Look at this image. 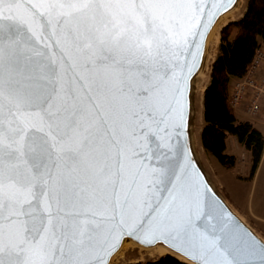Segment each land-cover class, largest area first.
<instances>
[{
  "label": "snow or ice",
  "instance_id": "1",
  "mask_svg": "<svg viewBox=\"0 0 264 264\" xmlns=\"http://www.w3.org/2000/svg\"><path fill=\"white\" fill-rule=\"evenodd\" d=\"M213 7L0 0V264H115L125 241L168 249L154 264H264L182 143Z\"/></svg>",
  "mask_w": 264,
  "mask_h": 264
},
{
  "label": "trees",
  "instance_id": "2",
  "mask_svg": "<svg viewBox=\"0 0 264 264\" xmlns=\"http://www.w3.org/2000/svg\"><path fill=\"white\" fill-rule=\"evenodd\" d=\"M219 35L217 54L203 92L200 142L203 151L222 167L232 168L236 157L227 152V140L234 137L249 154L250 176L253 177L263 153L264 138L252 122L236 119L228 103V88L231 79L245 74L256 48L264 45V3L247 0L240 19L222 27ZM155 260L134 264H154ZM165 264L186 263L168 255Z\"/></svg>",
  "mask_w": 264,
  "mask_h": 264
},
{
  "label": "rangeland",
  "instance_id": "3",
  "mask_svg": "<svg viewBox=\"0 0 264 264\" xmlns=\"http://www.w3.org/2000/svg\"><path fill=\"white\" fill-rule=\"evenodd\" d=\"M246 3L247 0L240 1L241 7H239V12H236L238 15H236L234 20L227 22V24L240 19V17L242 16L245 10ZM240 14L241 16H239ZM220 29L217 32L218 34ZM216 54H217V47L216 49H210V55H209L210 59L208 62L209 69H211L210 65L213 62V61L211 62V60L212 59L214 60ZM231 84L232 82L230 81L228 90L230 89ZM202 100H203V95H202ZM195 109H196V120L198 121V126L197 129H194V133H193L194 146H195L196 154L203 168L207 172L213 184L216 186L217 190L228 201L231 207L240 215L242 219H244L253 228V230L258 235L264 238V221H261V219H259L255 214V212L259 213L258 209H259V205H261V203H259V199L261 198L264 201V187H263L264 164L258 180L257 181L256 179L251 180L250 164H249L250 158L246 155V152L243 149H235V150L228 149V152L235 155L236 163L232 168L222 167L213 157L205 153L201 146L200 132L203 126L202 101L199 103L198 106H196ZM233 111L236 118L239 120L245 118L251 119L246 114V112L244 113V111L241 108H235V110ZM130 247L132 246L125 245L123 250L113 258L115 264H134L138 262L142 263L148 260H155L157 258V255L149 256V254L143 251L139 252L137 248H130Z\"/></svg>",
  "mask_w": 264,
  "mask_h": 264
},
{
  "label": "water",
  "instance_id": "4",
  "mask_svg": "<svg viewBox=\"0 0 264 264\" xmlns=\"http://www.w3.org/2000/svg\"><path fill=\"white\" fill-rule=\"evenodd\" d=\"M241 0H235V3L229 4L228 0H213L214 7L210 10L215 18L212 20V23L205 28V36L203 37V44L200 49V54L195 57V65L190 66L188 72V78L186 80V106H185V118H186V131L182 134V143L186 152V162L190 163L191 170L193 173L198 175L201 182H206V187L210 188L209 196H212L214 199H217L222 210V214L225 218V223L228 227H235L237 231L243 232L248 230L252 235L259 240L261 243H264V238L258 235L253 228L240 217V215L231 207L228 201L221 195L217 190L216 186L211 181L207 172L203 168L195 150L194 146V129H197L198 121L196 120V109H195V89L196 83L198 80V74L202 69H208L209 55H210V44L208 43V37L219 21V19L226 14H237L239 12ZM219 9L217 12L216 9ZM228 10L225 11L224 9ZM124 245H131L130 248H137L139 252L143 251L148 254L146 250L153 248L147 245H138L135 241H125ZM121 247L119 254L124 247ZM168 250V249H167ZM169 255L174 256L186 264H196V261L190 259L186 256L179 255L175 252L170 253Z\"/></svg>",
  "mask_w": 264,
  "mask_h": 264
},
{
  "label": "built area",
  "instance_id": "5",
  "mask_svg": "<svg viewBox=\"0 0 264 264\" xmlns=\"http://www.w3.org/2000/svg\"><path fill=\"white\" fill-rule=\"evenodd\" d=\"M228 103L232 109L243 104L244 111L264 128V46L259 45L245 74L232 81Z\"/></svg>",
  "mask_w": 264,
  "mask_h": 264
},
{
  "label": "bare ground",
  "instance_id": "6",
  "mask_svg": "<svg viewBox=\"0 0 264 264\" xmlns=\"http://www.w3.org/2000/svg\"><path fill=\"white\" fill-rule=\"evenodd\" d=\"M236 15H238V14H230L229 13V14L222 16L219 19V21L216 23V25L213 27V29L211 30L209 37H208V43L210 44L211 49H216V47L218 45V42H219V34L217 33L218 30L221 27H223L225 24H227V22L234 20ZM239 16H241V14ZM212 61H213V59L211 60V62ZM209 73H210V69L208 67V69H202L197 76L198 80H197L196 89H195V108L202 101L203 92L207 86V82L209 81ZM146 251L148 252L149 256L163 255L164 253L168 252V250L166 248L160 247V246L150 248Z\"/></svg>",
  "mask_w": 264,
  "mask_h": 264
},
{
  "label": "crops",
  "instance_id": "7",
  "mask_svg": "<svg viewBox=\"0 0 264 264\" xmlns=\"http://www.w3.org/2000/svg\"><path fill=\"white\" fill-rule=\"evenodd\" d=\"M233 80V79H232ZM232 80H231V82H232ZM244 106H243V104H240L237 108H241L243 111H244V108H243ZM233 110H235V109H233ZM244 113H245V111H244ZM247 114V113H246ZM235 115V114H234ZM248 115V114H247ZM249 116V115H248ZM236 117V116H235ZM250 117V116H249ZM251 118V117H250ZM237 119V118H236ZM237 120H239V119H237ZM241 120H246V121H250V122H252L253 123V125H254V127L256 128V129H258L261 133H262V135H263V138H264V128H263V125L259 122V121H257V120H255V119H253V118H251V119H249V118H245V119H241ZM228 149H231V150H235V149H243L245 152H246V155L249 157V154H248V152L244 149V147L242 146V145H240L237 141H236V139L234 138V137H229L228 138V140H227V152H228ZM230 153V152H229ZM232 154V153H231ZM234 155V154H233ZM235 156V155H234ZM242 156H243V154H242ZM250 164V163H249ZM248 164V165H249ZM263 164H264V147H263V153H262V156H261V160H260V162H259V164H258V167H257V169H256V171H255V173H254V175H253V177H251V180L253 179H256V181L258 180V178H259V175H260V173H261V170H262V167H263ZM263 187H264V182H263ZM259 203H261V205H259V213H256L255 212V214L257 215V217L259 218V219H261V221H264V201L260 198L259 199Z\"/></svg>",
  "mask_w": 264,
  "mask_h": 264
}]
</instances>
